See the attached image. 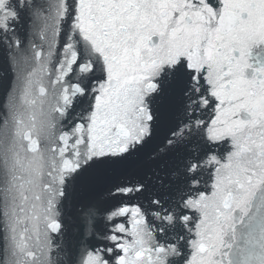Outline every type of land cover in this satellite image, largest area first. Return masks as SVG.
Returning a JSON list of instances; mask_svg holds the SVG:
<instances>
[{
    "label": "snow or ice",
    "instance_id": "6c2138e0",
    "mask_svg": "<svg viewBox=\"0 0 264 264\" xmlns=\"http://www.w3.org/2000/svg\"><path fill=\"white\" fill-rule=\"evenodd\" d=\"M0 264H264V0H0Z\"/></svg>",
    "mask_w": 264,
    "mask_h": 264
}]
</instances>
